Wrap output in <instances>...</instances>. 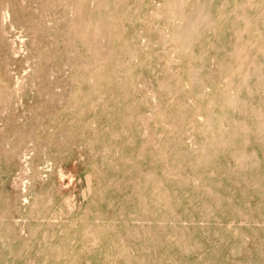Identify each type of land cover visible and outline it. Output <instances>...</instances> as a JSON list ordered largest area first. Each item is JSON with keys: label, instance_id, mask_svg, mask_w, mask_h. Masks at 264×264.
Masks as SVG:
<instances>
[{"label": "rangeland", "instance_id": "374dc122", "mask_svg": "<svg viewBox=\"0 0 264 264\" xmlns=\"http://www.w3.org/2000/svg\"><path fill=\"white\" fill-rule=\"evenodd\" d=\"M0 264H264V0H0Z\"/></svg>", "mask_w": 264, "mask_h": 264}]
</instances>
